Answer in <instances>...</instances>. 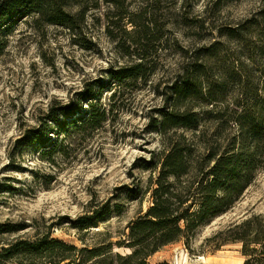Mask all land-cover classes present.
Masks as SVG:
<instances>
[{"label": "rangeland", "instance_id": "rangeland-1", "mask_svg": "<svg viewBox=\"0 0 264 264\" xmlns=\"http://www.w3.org/2000/svg\"><path fill=\"white\" fill-rule=\"evenodd\" d=\"M112 1L98 0L78 35L62 26L37 27L25 17L12 19L9 29L4 26L9 32L0 57V191L14 190L0 193V224L19 228L9 239L49 235L79 248L80 237L91 246L100 232L114 243L123 239L128 224L150 206L148 162L162 149L152 122L160 120L161 110L172 109L170 87L191 71L190 65H198L194 81L210 79L218 100L212 105L183 101L180 109L192 106L200 115L205 109L223 113L253 107L258 112L262 105L264 0H118L141 30L118 22L121 11ZM138 37L140 45L130 46ZM128 46L134 55L146 56L147 82L114 88L112 71L141 62L126 56ZM88 89L112 109L100 130L70 138L66 155L57 156L54 165L38 160L33 149L14 154L15 141L38 127L51 106L76 103ZM112 89L117 96L110 100ZM104 207L97 228L87 234L73 228L80 216ZM260 213L264 169L257 170L230 211L188 242L162 248L147 263L243 264L240 244L217 248L207 239ZM114 251L128 252L117 246Z\"/></svg>", "mask_w": 264, "mask_h": 264}, {"label": "trees", "instance_id": "trees-1", "mask_svg": "<svg viewBox=\"0 0 264 264\" xmlns=\"http://www.w3.org/2000/svg\"><path fill=\"white\" fill-rule=\"evenodd\" d=\"M112 2L121 11L118 22L141 30L126 16L118 0ZM97 6L98 0H0V57L8 43L9 31L4 26L9 25V29L12 19L30 18L37 27L62 26L78 35L88 12ZM134 29L131 33H141ZM141 40H131L130 46H139ZM130 46L126 56H137L141 62L112 71L114 88L147 82L143 63L146 56L134 55ZM197 69V64L190 65L191 71L183 73L170 87L167 100L172 102V109L161 110L160 120L152 122L162 138V149L156 159L148 162L152 173L146 189L150 206L128 224L123 239L114 243L100 232L95 234L98 240L91 246L80 237V248L49 235L9 239L19 228L1 223L0 264H148L147 260L162 248L183 240L188 242L203 226L230 211L253 182L257 170L264 169V99L258 112L253 107L223 113L205 109L199 115L192 106L180 109L178 104L183 101L212 105L218 100L210 79L194 81ZM110 93V100L117 96L116 90ZM78 96L76 103L51 106L38 127L26 129L15 141L14 154L33 149L38 160L54 165L57 156L66 155L70 138L90 137L100 130L109 120L111 107L104 108L92 89ZM84 100L88 103L82 106ZM115 209L119 212L118 206ZM106 212L105 207L93 210L80 216L72 226L87 234L91 228H97ZM207 242L217 248L240 244L243 264H264V213L230 224ZM114 246L128 252H115Z\"/></svg>", "mask_w": 264, "mask_h": 264}]
</instances>
